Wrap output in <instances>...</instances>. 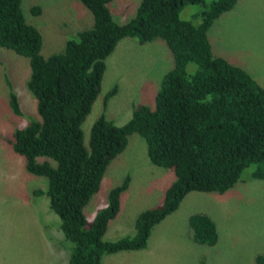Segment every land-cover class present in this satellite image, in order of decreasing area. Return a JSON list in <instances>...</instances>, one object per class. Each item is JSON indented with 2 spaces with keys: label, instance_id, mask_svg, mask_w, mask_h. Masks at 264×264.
Instances as JSON below:
<instances>
[{
  "label": "trees",
  "instance_id": "1",
  "mask_svg": "<svg viewBox=\"0 0 264 264\" xmlns=\"http://www.w3.org/2000/svg\"><path fill=\"white\" fill-rule=\"evenodd\" d=\"M77 1L90 14V26L65 39L60 52L42 57L41 37L24 20L21 0H0V47L27 59L25 88L36 115L13 129L7 142L27 174L45 179V190L33 194L45 196L56 217L53 225L65 241L67 264H101L104 257L144 249L153 227L188 193L224 194L248 168L249 179L264 180V89L244 69L214 55L206 37L237 0H139L124 23L111 15L112 0ZM186 6L195 9L182 20ZM38 12L30 9L34 16ZM127 38L140 45L162 41L172 65L159 80L153 105L134 106L121 126L101 111L85 147L81 125L99 93L104 61ZM5 84L8 108L21 116L17 97ZM114 93L115 87L105 93L103 108ZM131 134L143 140L150 164L170 170L173 180L158 206L135 216L131 234L108 240L105 234L129 176L107 192L105 205L89 222L84 208ZM187 234L199 246L217 241L215 223L205 213L187 218Z\"/></svg>",
  "mask_w": 264,
  "mask_h": 264
},
{
  "label": "rangeland",
  "instance_id": "2",
  "mask_svg": "<svg viewBox=\"0 0 264 264\" xmlns=\"http://www.w3.org/2000/svg\"><path fill=\"white\" fill-rule=\"evenodd\" d=\"M138 1L112 0L110 13L118 23H124L133 16ZM34 6L39 8L35 16L30 13ZM20 8L26 23L41 37L42 57L60 52L65 39L91 24L90 14L77 0H21ZM194 9L184 7L180 19H189ZM206 37L214 55L244 69L264 89V0H237L232 10L213 22ZM104 63L99 93L81 125L85 147L89 128L101 111L121 126L134 106L153 105L159 80L172 65L162 41L140 45L128 38L116 45ZM187 69L191 71L193 66ZM28 75L27 59L0 47V264H67L65 241L53 225L56 217L49 211L46 197L33 194L45 190V179L27 174L23 159L7 142L13 129L36 117L34 99L25 88ZM5 81L17 97L21 116L8 108ZM114 87L115 93L103 108V96ZM125 175L130 181L104 239L131 234L135 216L158 206L173 180L170 170L150 164L143 140L131 134L85 206L87 222ZM248 175L249 168L224 194L188 193L176 211L153 227L144 249L110 255L105 261L104 257L101 264H264V180H251ZM195 213H205L214 221V246H199L188 238L187 218Z\"/></svg>",
  "mask_w": 264,
  "mask_h": 264
},
{
  "label": "crops",
  "instance_id": "3",
  "mask_svg": "<svg viewBox=\"0 0 264 264\" xmlns=\"http://www.w3.org/2000/svg\"><path fill=\"white\" fill-rule=\"evenodd\" d=\"M110 257V256H109ZM109 257H105L103 260L105 261L106 259H109Z\"/></svg>",
  "mask_w": 264,
  "mask_h": 264
}]
</instances>
